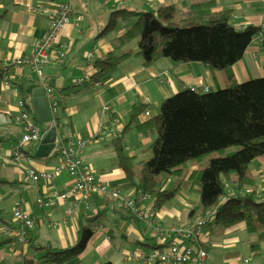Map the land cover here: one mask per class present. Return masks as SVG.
<instances>
[{
	"label": "crops",
	"instance_id": "1",
	"mask_svg": "<svg viewBox=\"0 0 264 264\" xmlns=\"http://www.w3.org/2000/svg\"><path fill=\"white\" fill-rule=\"evenodd\" d=\"M65 1L0 0V60L4 66V75L0 77V264H28L29 260L32 261L30 264H42V254L36 251L35 244L57 249L71 247L80 239L82 225L96 215L100 223L84 250L75 262L66 264H102L106 261L114 264H149L143 256L128 258L127 254L137 251L147 255L156 243L158 245L160 237L155 229L158 224L169 229L198 223L189 216L190 210L199 201L193 172L204 164L191 160L181 166L178 173L168 176L167 180L161 178V189L177 186L178 190L173 200L159 209L153 208V197L139 199L142 206L154 212V221L148 224L144 219L122 216V210L128 212L122 207L123 198L131 197L134 191L124 186L127 177L113 148L114 139L119 137V128L122 127L123 152L134 163L148 158V147L154 135L138 132L131 117V109L135 105L144 104L145 109L138 115V120L145 122L158 114L164 99L178 91L186 88L202 91L205 87L217 90L228 86L230 80L226 72L211 70L201 62H174L162 57L145 65L140 55H133L106 74L98 85L76 84L77 78L83 74L92 75L95 70L92 62L96 58L126 49L137 50V39L123 46H117L116 42V38L132 26L135 19L133 14L155 11L166 4L176 5L181 13L194 1L70 0V21L59 34L60 41L68 42L67 59L63 63L56 61L55 52L59 46L55 44L44 66L42 79L49 85L51 79L64 77L63 89L52 87L61 96L56 115L59 123L57 133L84 140L86 144L82 158L93 167L96 180L110 188H117L120 194L113 198L110 193L94 192L87 199L81 196L76 198L70 192L73 178L67 170L50 180L41 176L43 171H52L59 165L57 140L56 146L45 156L35 155L38 145L35 144L25 150L29 161L23 159L15 163L10 159L21 137L17 117L24 107L18 102L24 94L20 91L19 83H28L29 77L38 79L37 73L22 59L33 53L49 27L51 13ZM118 8L131 11L132 17L120 21L115 28L107 29L111 13ZM206 11H230L231 23L239 29L264 23V0H215V5ZM87 53L92 54L89 59ZM232 73L237 82L263 75L264 45L260 37H255L248 45L243 57L232 66ZM26 98L33 105L28 95ZM104 103L110 106L109 115L103 111ZM25 108L30 110L29 106ZM27 164L38 174L37 180L26 172ZM249 174L253 183L243 187L264 188V157L252 161ZM64 193L66 197L61 199L60 195ZM38 198L52 199L51 205L39 209L36 204ZM17 201H21L23 212L33 221L26 244L18 240L16 233L20 225L13 216ZM55 222H59V225H54ZM198 230L200 234L196 242L207 250L205 264H241L243 244L246 248L249 244L244 223L230 227L203 223ZM166 241L169 239L166 238ZM249 248L256 252L251 244ZM237 253L238 259L235 257ZM262 258L258 263L251 261L253 264H264V255Z\"/></svg>",
	"mask_w": 264,
	"mask_h": 264
},
{
	"label": "trees",
	"instance_id": "2",
	"mask_svg": "<svg viewBox=\"0 0 264 264\" xmlns=\"http://www.w3.org/2000/svg\"><path fill=\"white\" fill-rule=\"evenodd\" d=\"M193 1L181 13L174 4L136 14L126 8L114 10L107 29L115 28L120 21L135 15L132 26L116 38V42L117 46H123L137 39V50L126 49L96 58L92 62L95 70L90 77L92 81H101L133 55H140L145 65L167 57L174 62H201L211 70L226 72L230 80L228 86L208 91L191 88L178 91L164 99L158 114L145 122L138 120V115L145 109L144 104L131 109L138 132L154 135L148 147L150 157L134 163L123 152L121 137L114 139L113 148L126 173L124 186L133 189L139 203V199L153 197V208L157 210L171 202L178 187L161 189L162 176L178 173L181 166L194 160L204 166L193 172L199 201L190 210V218L198 223H216L223 227L244 223L248 232L264 234V197L232 193L222 201L226 183L239 189L253 183L249 174L252 161L264 157V73L244 82H237L232 73V66L243 57L255 37H260L264 45V26L249 25L239 29L231 23L230 11H206L215 5V0ZM3 75L4 66L0 60V77ZM23 83H19L24 94L19 99L24 102L22 111H27L34 122H39L22 89ZM230 146H237V149L225 153ZM121 213L123 217L136 218L123 210ZM210 216L213 219L204 220ZM99 223L97 215L90 218L82 225L80 239L71 247L57 249L35 244L36 251L42 254V264L75 262ZM196 241L194 238L191 244L200 247ZM157 246L156 243L154 247ZM251 246L257 250L259 244L252 242ZM31 262L29 260L28 264ZM102 264L114 263L106 261Z\"/></svg>",
	"mask_w": 264,
	"mask_h": 264
},
{
	"label": "built area",
	"instance_id": "3",
	"mask_svg": "<svg viewBox=\"0 0 264 264\" xmlns=\"http://www.w3.org/2000/svg\"><path fill=\"white\" fill-rule=\"evenodd\" d=\"M71 7L70 0H66L61 3L57 10L52 12L50 15L49 27L46 29L44 34L41 36L39 42L36 44L33 53L30 56H25L22 59V62L29 65L34 72L37 73L40 78V82H43L42 76L44 71V66L49 59V55L52 53V48L55 44H58L59 49L56 53V61L63 63L67 59L68 51V42L59 40L60 30L64 25L70 21ZM264 26V23L262 24ZM87 58L89 59L92 54L87 53ZM91 75L85 73L82 76L78 77L76 84H92L98 85L99 81H92ZM209 89L205 87L202 91H208ZM45 97L49 103L52 120L50 121L51 127L58 128L59 123L57 122L56 115L60 108L61 96L56 94L55 89L50 87V85L45 84ZM19 105H22L24 102L20 100ZM104 113L108 114L111 112L110 106L105 105L103 107ZM5 120V118H3ZM19 122L21 126V137L19 142L14 146L11 153V161L15 163L22 162L21 160L25 159L29 161V157L26 156L25 150L33 145L38 144L43 137L45 128L41 123L34 122L30 113L27 111H21L17 117V123ZM104 126L102 125L101 128ZM58 135V133H57ZM118 136L123 138V128H119ZM56 140L59 143V165L56 166L52 171H43L41 176L47 180L52 179L57 176L63 170H67L72 178L73 185L70 189L71 194L76 198L79 196L85 197L87 199L94 192L110 193L113 198L119 197V190L117 188H110L107 184L99 183L95 178V172L93 167L86 163L82 158V151L86 142L82 139H73L65 134L59 133ZM26 172L28 175L37 180L39 178L35 170L27 164ZM226 194L222 197V201L227 199L232 193L238 194H249L257 198L264 197V188L253 189L250 187H243L239 189L237 187H231L228 183L226 184ZM66 197V193L60 195V198L63 199ZM52 199L43 200L38 198L36 204L39 209L42 207H49L51 205ZM122 207L124 210L128 211L130 214L139 219H144L148 224H152L154 221V212L150 209L142 206L136 199L135 193L131 197L123 198ZM14 218L20 222L16 233L18 240L20 242H26L29 229L33 227L32 218L26 215L21 207V201L15 203L13 209ZM212 216L204 219L211 220ZM203 224L197 223L196 225H187L184 227H174L165 229L160 224H158L155 229L158 234L159 243L157 247H154L147 255L139 254L137 251H132L127 254L128 258L140 257L148 262L149 264L160 262L163 264H205L207 258V251L203 248L196 247L191 244V241L194 238H197L200 234L198 230ZM54 225H59V222H55ZM166 238L169 241H166ZM163 246L159 247L160 245ZM242 264H251L250 258H243Z\"/></svg>",
	"mask_w": 264,
	"mask_h": 264
},
{
	"label": "water",
	"instance_id": "4",
	"mask_svg": "<svg viewBox=\"0 0 264 264\" xmlns=\"http://www.w3.org/2000/svg\"><path fill=\"white\" fill-rule=\"evenodd\" d=\"M63 76L51 79L49 85L63 89ZM28 83H23L22 89L26 95L31 98L34 106V112L38 116L40 122L46 127V131L36 147V156H45L49 154L56 146L57 129L50 126L52 114L49 103L45 97V84L39 80L29 77Z\"/></svg>",
	"mask_w": 264,
	"mask_h": 264
},
{
	"label": "rangeland",
	"instance_id": "5",
	"mask_svg": "<svg viewBox=\"0 0 264 264\" xmlns=\"http://www.w3.org/2000/svg\"><path fill=\"white\" fill-rule=\"evenodd\" d=\"M105 105H108V104L104 103L103 107ZM236 149H237V146L227 147L225 149V153L235 151ZM150 155H149V157H150ZM167 178H168L167 175H163L162 176V180H167ZM247 238L249 240L248 247L246 248L245 244H243L244 246H243V248L241 250V253H240L241 264H242L243 258H246V257L247 258H251V260L254 263H258L259 261H261L263 259L262 256L264 255V234H260V233H257V232H247ZM251 242H258L259 246H258V249L256 250V252L250 250L249 245L251 244ZM235 257H237V259H238V253H237V255ZM252 261H251V264H253Z\"/></svg>",
	"mask_w": 264,
	"mask_h": 264
},
{
	"label": "flooded vegetation",
	"instance_id": "6",
	"mask_svg": "<svg viewBox=\"0 0 264 264\" xmlns=\"http://www.w3.org/2000/svg\"><path fill=\"white\" fill-rule=\"evenodd\" d=\"M43 125V124H42Z\"/></svg>",
	"mask_w": 264,
	"mask_h": 264
}]
</instances>
